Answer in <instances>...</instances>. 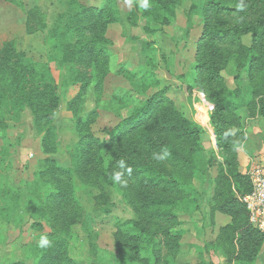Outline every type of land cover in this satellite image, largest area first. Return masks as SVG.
I'll return each mask as SVG.
<instances>
[{
	"label": "trees",
	"instance_id": "1",
	"mask_svg": "<svg viewBox=\"0 0 264 264\" xmlns=\"http://www.w3.org/2000/svg\"><path fill=\"white\" fill-rule=\"evenodd\" d=\"M65 1L70 13L58 15L48 32L47 62L33 63L11 42L0 47V133L6 132L9 117L15 119L29 111L32 129L41 136V150L46 156L57 150L54 116L60 103L49 64L68 66V84L80 86L78 95L67 105L79 138L72 167L59 168L53 160L45 159L36 174L48 193L33 213L40 214L50 228L44 235L50 246L36 247V264H75L69 256V246L75 239L73 227L82 225L85 217L76 196L75 178L85 184L96 178L106 187L116 188L132 211V219L114 225V264H169V258H175L181 249L177 211L183 201L193 196V179L204 163L203 130L177 110L165 91H160L121 120L108 133V141L95 139L90 126L97 114L93 112L82 119L78 109L91 86L96 97L102 92L110 62L107 32L111 25L119 23V13L116 0H108L100 8L81 6L76 0ZM178 3L179 0H149L148 9L138 7L139 16L151 20L161 30L173 25ZM241 3L242 9L238 7ZM203 18L196 45L195 73L210 86V123L217 148L226 157L220 162L211 154L206 167H212L214 162L231 166L229 179L234 190L224 189L227 178L217 181V211L229 218L219 229V246L226 264H256L264 235L249 224L248 212L240 201L252 188L249 179L233 166L230 119L235 111L253 106L264 122V0H205ZM46 28L41 10L29 9L24 21L25 35H35ZM245 37L251 39L249 47L242 43ZM232 55L239 69L249 77L256 75L257 81L251 93L242 96L244 99L236 91L227 90L220 75L221 66L227 65ZM235 121L238 123L239 119ZM153 153L167 156L158 162ZM120 159L132 169L130 176H124L127 186L110 179ZM10 195L8 189L0 190V220L6 216L3 204Z\"/></svg>",
	"mask_w": 264,
	"mask_h": 264
},
{
	"label": "rangeland",
	"instance_id": "2",
	"mask_svg": "<svg viewBox=\"0 0 264 264\" xmlns=\"http://www.w3.org/2000/svg\"><path fill=\"white\" fill-rule=\"evenodd\" d=\"M76 1L81 6L100 8L108 0ZM116 4L120 21L111 25L107 32L109 73L100 96L94 95L92 86L89 88L78 109L79 117L85 119L95 112L91 134L100 142H106L108 133L133 109L155 93L165 91L177 110L202 128L206 150L202 156L204 163L193 179L194 194L183 201L177 211L182 230L181 249L175 258H169V264H226L218 236L219 229L229 218L217 211L220 200L217 181L227 178L224 189L231 188L233 192L229 179L232 167L219 166L215 162L212 167H206L211 154L220 162L226 157L217 148L210 123V86L195 73L196 45L202 33L205 0H179L173 25L161 30L151 20L139 16V0H116ZM33 7L44 14L47 28L27 36L24 21L27 11ZM69 13L65 0H0V47L11 42L33 63H45L48 32L58 15ZM242 43L249 47L250 37L243 38ZM49 68L60 100L54 116L56 153L49 156L42 153L41 136L32 129L29 111H23L15 119L9 117L6 132L0 133V190L8 189L11 194L3 204L6 216L0 220V264H36L38 241L50 232L43 217L33 213L48 193L36 174L45 159L53 160L59 168H71L78 150L75 119L67 105L78 95L80 86L68 84V66L60 67L54 62ZM220 75L226 89L236 91L242 99L243 95L251 93L257 81L256 75L249 77L245 70L238 68L234 55L227 65L221 66ZM243 112L253 118L255 108L243 107L231 114L233 166L248 178L253 167L264 166V158L258 152L254 142L257 136H251L248 122H255V128L258 124L252 119L242 120ZM260 137L264 147V132ZM75 185L85 217L82 225L73 227L75 239L69 246L70 259L75 264H114L117 250L114 225L132 219V211L116 188L106 187L96 178L87 184L75 178ZM37 223L40 227H31ZM256 264H264V244Z\"/></svg>",
	"mask_w": 264,
	"mask_h": 264
},
{
	"label": "built area",
	"instance_id": "3",
	"mask_svg": "<svg viewBox=\"0 0 264 264\" xmlns=\"http://www.w3.org/2000/svg\"><path fill=\"white\" fill-rule=\"evenodd\" d=\"M251 192L240 199L249 215V224L264 235V166H255L248 174Z\"/></svg>",
	"mask_w": 264,
	"mask_h": 264
},
{
	"label": "clouds",
	"instance_id": "4",
	"mask_svg": "<svg viewBox=\"0 0 264 264\" xmlns=\"http://www.w3.org/2000/svg\"><path fill=\"white\" fill-rule=\"evenodd\" d=\"M149 0H141L140 7L143 9L149 8ZM238 7L241 9L243 8V4L241 3ZM167 153L165 154H157L153 153V159L158 162H162L166 159ZM132 169L127 167L126 161L124 159H120L117 161L116 165L114 166L112 172L110 173V179L120 184L121 186H127V180L124 179L125 174L127 173L129 176L131 175ZM38 246L41 248H45L50 246V241L46 236H42L38 241Z\"/></svg>",
	"mask_w": 264,
	"mask_h": 264
},
{
	"label": "crops",
	"instance_id": "5",
	"mask_svg": "<svg viewBox=\"0 0 264 264\" xmlns=\"http://www.w3.org/2000/svg\"><path fill=\"white\" fill-rule=\"evenodd\" d=\"M240 111V110H239ZM242 116H243V118H242ZM241 116V118H242V120L243 119H245V122H247V121H249V120H253V121H256V123L258 124L257 125V128H255V122H248V125L250 126V132H251V136H257V138H255V143H257V148H258V152L262 155V157L264 158V147L262 146L263 144H262V141H261V139H262V137H260V134H262V132H264V122L263 121H261L260 120V118L257 116V114L255 113V116L252 118H249V117H247V115H246V113L245 112H243V115ZM263 125V126H262ZM261 127H263V129H261ZM249 130V129H248ZM251 150H252V148H251ZM227 223V222H226ZM225 223V224H226ZM260 255V254H259ZM258 259H259V256H258ZM258 259H257V262H258ZM256 262V263H257Z\"/></svg>",
	"mask_w": 264,
	"mask_h": 264
}]
</instances>
